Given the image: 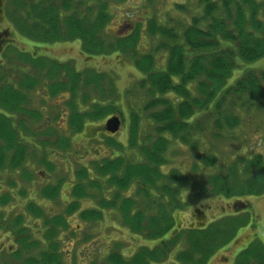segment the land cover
Returning a JSON list of instances; mask_svg holds the SVG:
<instances>
[{
    "label": "trees",
    "instance_id": "16d2710c",
    "mask_svg": "<svg viewBox=\"0 0 264 264\" xmlns=\"http://www.w3.org/2000/svg\"><path fill=\"white\" fill-rule=\"evenodd\" d=\"M6 1L17 34L39 44L77 39L87 55L126 58L138 77L120 95L107 71L77 69L69 60L19 51L10 39L4 44L9 29L0 31V231L9 232L16 243L0 249V264H64L55 248L72 218L77 225L94 224L109 209L129 232L155 242L128 256L110 249L98 264H153L170 255V264H207L228 247L239 228L248 226L249 213L242 218L227 213L188 227L178 226L175 215L185 207L183 188L191 186L195 200L264 193V133L261 147L251 154L218 145V139L231 142L243 129L264 124V68L246 70L227 83L239 61L264 56V0H186L174 3L177 11H185L190 2L198 9L190 15L186 10L187 18L177 28L150 16L126 33L106 29L112 9L127 0ZM168 20L178 21L174 16ZM143 31L151 39L145 51L139 46ZM33 90L45 103L62 96L63 108L45 115L42 105L30 103ZM114 114L127 122L128 146L103 136L109 153L68 167L71 178L27 192L40 201L25 199L16 213L15 207L3 209L26 198L23 180L35 181L37 165L27 164L32 148L39 152L34 153L45 168L44 179L54 166L48 156L68 151L73 135ZM173 141L190 146L192 163L181 161L165 172ZM66 183L63 207L53 212L44 200H60ZM87 200L91 205H82ZM30 230L31 235L41 231L44 240L31 237ZM254 242L234 264H264V244ZM33 247H40L38 255Z\"/></svg>",
    "mask_w": 264,
    "mask_h": 264
},
{
    "label": "rangeland",
    "instance_id": "374dc122",
    "mask_svg": "<svg viewBox=\"0 0 264 264\" xmlns=\"http://www.w3.org/2000/svg\"><path fill=\"white\" fill-rule=\"evenodd\" d=\"M6 0H0V31L3 29H9L11 32H5L4 44L8 39L9 43L15 46L19 51H27L31 53H37L39 55H46L50 58L57 59L59 61L69 60L74 63L77 69L83 67H91L94 69L107 71L112 78L113 85L116 91L122 95L125 93V89L131 87L136 78L138 77V70L132 65L130 61L121 55L105 54V55H87L80 49V41L77 39L70 41H56L50 43L36 44L31 40H27L16 35V32L11 27V15L8 17L9 11L6 10ZM186 0H127L125 3L116 6V9H112L113 21L107 26L106 31L109 33H122L127 32L134 22H144L145 18L155 16L161 23L167 25H177L187 18L185 12L193 14L198 8L195 3L190 2L187 4L185 11H177L174 3H183ZM188 9H191L189 11ZM174 16L175 20L169 21L168 18ZM181 21V22H179ZM131 23V24H130ZM35 41V40H33ZM151 39L144 35V31L140 35L139 46L143 51L149 49ZM3 44V45H4ZM1 58V52H0ZM21 64V62L19 61ZM264 68V56L259 59L250 62L239 61V66L234 69L231 77L227 80V83H232L237 77H239L244 71L252 70L259 71ZM38 89V88H37ZM45 92V91H44ZM43 93H41L42 95ZM45 94V93H44ZM48 102L45 103L40 97L39 92L33 90L31 95V105L38 107L42 105L44 107V114H50L51 111L55 113L59 112L63 108L62 96L58 99L54 97H48ZM59 104V107L55 105ZM125 112V117H126ZM119 116V115H118ZM57 122H59L58 117ZM122 118V117H121ZM127 118V117H126ZM105 120H101L98 124H90L86 126L80 134L72 136V146L68 151L61 152L56 155L48 156L54 162L51 172L46 171L45 178L43 179L41 171L45 168L39 165V152L30 150L29 162L30 164L35 162L37 167H34V182L33 180H23L26 193L34 188H40L46 182H52L57 179L71 178V173L68 171V167L74 168L77 163L85 164L92 160L96 156H103L109 153L106 149V145L102 141V137L105 135H112L116 140L126 143L127 141V122L123 118L121 119L118 129L111 133L105 129ZM126 122V123H125ZM62 123V121H61ZM237 139L219 140L218 145L221 148L231 150L235 154H251L257 151L261 147V135L264 133V124L258 129L255 126H249L243 129ZM101 134V135H100ZM93 137H95L93 139ZM102 141V142H101ZM175 146V149L169 150L166 155V163L162 166V170L165 172L171 168V166H177L180 162H184L188 166L192 163V155L189 153L191 149L188 145L179 144L177 141L171 143ZM226 144V145H223ZM128 146V144H125ZM98 149L96 150V148ZM176 150V151H173ZM121 151V150H120ZM36 152V153H34ZM98 154V155H97ZM183 163V164H184ZM210 173L212 169L207 168ZM60 200L55 199L53 201H45L49 206L53 207L54 211H59L63 207V199H65L68 193V184L64 185ZM132 188L128 191L130 193ZM28 195L24 199H20L16 204L10 206L4 205L3 209L8 212L15 207V212L23 209V201L27 198H34L37 201L41 199L36 194ZM182 196L185 206L180 211L176 212L177 225L180 227H188L192 225L207 224L210 221H214L220 215L238 213L241 218L244 214H250L248 219V226L239 228L238 234L224 249L218 250L213 258L209 259L207 264H226L229 260V264L237 259L245 258L247 254L246 249L254 245L255 239H258L264 244V233L257 229V226L262 223L264 226V193L261 195L240 197L237 198H223V197H208L206 199L195 200L192 199V186L189 189L182 191ZM235 202H240L235 207ZM242 202V203H241ZM42 202V204H45ZM91 201H82V205L89 206ZM242 210V211H237ZM76 218H72L70 221V228L64 231L65 236L63 240L56 246L55 251L60 252L63 256L62 260L64 264H90L95 261L98 264V260L109 252L110 249H116L121 251L125 256H128L134 252L139 246L147 245L153 246L155 240H147L146 238L134 235L129 232L125 227L120 224L115 210H107L105 215L98 222L91 224H78ZM252 224L256 227L253 230ZM73 231V233H71ZM35 237L43 239L42 232L37 231L32 233ZM31 230H30V236ZM11 234L8 232L0 231V249H6L12 243V248L16 247V243L11 242ZM118 244V245H117ZM40 247H33L31 249L34 255H38ZM1 251V250H0ZM241 254V255H240ZM1 255V252H0ZM172 261V255L167 260L153 264H170Z\"/></svg>",
    "mask_w": 264,
    "mask_h": 264
},
{
    "label": "water",
    "instance_id": "95a60500",
    "mask_svg": "<svg viewBox=\"0 0 264 264\" xmlns=\"http://www.w3.org/2000/svg\"><path fill=\"white\" fill-rule=\"evenodd\" d=\"M120 118L117 115L110 116L105 121V129L114 133L120 126Z\"/></svg>",
    "mask_w": 264,
    "mask_h": 264
},
{
    "label": "flooded vegetation",
    "instance_id": "af4514ba",
    "mask_svg": "<svg viewBox=\"0 0 264 264\" xmlns=\"http://www.w3.org/2000/svg\"><path fill=\"white\" fill-rule=\"evenodd\" d=\"M0 14H1V12H0ZM226 264H229V260L227 261V263ZM230 264H234V262H231Z\"/></svg>",
    "mask_w": 264,
    "mask_h": 264
}]
</instances>
